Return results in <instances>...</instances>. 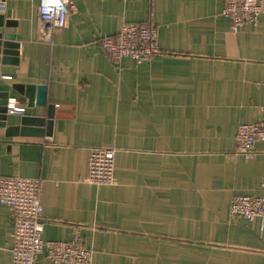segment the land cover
<instances>
[{
	"label": "crops",
	"instance_id": "obj_1",
	"mask_svg": "<svg viewBox=\"0 0 264 264\" xmlns=\"http://www.w3.org/2000/svg\"><path fill=\"white\" fill-rule=\"evenodd\" d=\"M3 2L19 60L0 63V82L44 84L52 105L49 133L0 128V175L43 180L42 238L72 240L78 227L90 264H264V217L229 212L235 194L264 197V139L251 157L235 142L241 122L264 118V11L231 30L226 0H71L48 35L40 0ZM126 22L157 26L151 60L114 63L100 49ZM16 102L25 110L8 124L48 111ZM100 146L116 149L111 184L85 180ZM12 220L0 203V264Z\"/></svg>",
	"mask_w": 264,
	"mask_h": 264
},
{
	"label": "built area",
	"instance_id": "obj_2",
	"mask_svg": "<svg viewBox=\"0 0 264 264\" xmlns=\"http://www.w3.org/2000/svg\"><path fill=\"white\" fill-rule=\"evenodd\" d=\"M40 27L48 35L62 29L73 10L71 0H40L38 7ZM4 2L0 0V13ZM264 11V0H226L222 13L229 18L231 30H238L246 22L256 23ZM102 52L114 63L130 57L136 62L149 61L160 52L157 26L154 23L126 22L116 34L102 33L97 38ZM25 107L16 101L7 103V113L22 114ZM264 114V105L261 106ZM264 139V118L257 122H241L236 131V152L247 157L254 155V144ZM116 149L100 146L90 149L85 180L94 184L115 181ZM42 178L0 175V203L12 213L13 231L8 264H39L44 253L55 263L90 264L92 251L85 246L75 227L72 240H45L43 231V204L40 198ZM229 212L249 220L264 217V197L235 194Z\"/></svg>",
	"mask_w": 264,
	"mask_h": 264
},
{
	"label": "water",
	"instance_id": "obj_3",
	"mask_svg": "<svg viewBox=\"0 0 264 264\" xmlns=\"http://www.w3.org/2000/svg\"><path fill=\"white\" fill-rule=\"evenodd\" d=\"M14 24V20L5 18L4 13H0V63L3 64H16L19 60V43L15 41V34L5 29ZM10 99L25 102L28 107L46 106L48 111L45 117L22 115L17 122L8 124L10 119L6 107ZM51 110L52 105L47 104L44 84L0 82V128H3L5 137L43 133L44 125L49 133L53 115Z\"/></svg>",
	"mask_w": 264,
	"mask_h": 264
}]
</instances>
